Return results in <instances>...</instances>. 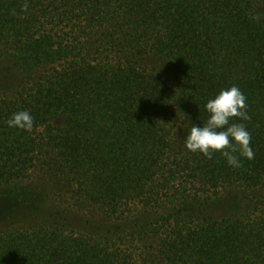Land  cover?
<instances>
[{
	"label": "trees",
	"instance_id": "1",
	"mask_svg": "<svg viewBox=\"0 0 264 264\" xmlns=\"http://www.w3.org/2000/svg\"><path fill=\"white\" fill-rule=\"evenodd\" d=\"M24 2L0 0V264H264V0ZM232 85L239 168L184 145Z\"/></svg>",
	"mask_w": 264,
	"mask_h": 264
},
{
	"label": "clouds",
	"instance_id": "2",
	"mask_svg": "<svg viewBox=\"0 0 264 264\" xmlns=\"http://www.w3.org/2000/svg\"><path fill=\"white\" fill-rule=\"evenodd\" d=\"M28 9L29 2L25 0L21 11L26 13ZM13 14H16L14 10ZM246 101L247 97L236 85L222 88L214 97L207 99L204 104L207 120L202 126L191 124L188 127V134L184 139L186 149L201 153L208 159L215 152H220L227 163L235 168L242 166L241 158L254 159L251 133L244 123L236 122L250 119ZM7 125L30 131L34 125V117L27 109L18 110L12 113Z\"/></svg>",
	"mask_w": 264,
	"mask_h": 264
},
{
	"label": "rangeland",
	"instance_id": "3",
	"mask_svg": "<svg viewBox=\"0 0 264 264\" xmlns=\"http://www.w3.org/2000/svg\"><path fill=\"white\" fill-rule=\"evenodd\" d=\"M32 186H34V184L32 183L31 184ZM25 186H26V184H24V185H22V188L24 189L25 188ZM19 187H21V186H19ZM19 189V188H18ZM4 191V188H0V192H3Z\"/></svg>",
	"mask_w": 264,
	"mask_h": 264
}]
</instances>
